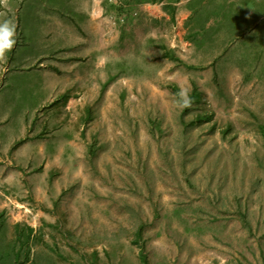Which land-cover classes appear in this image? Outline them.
<instances>
[{
  "label": "rangeland",
  "instance_id": "rangeland-1",
  "mask_svg": "<svg viewBox=\"0 0 264 264\" xmlns=\"http://www.w3.org/2000/svg\"><path fill=\"white\" fill-rule=\"evenodd\" d=\"M5 20L0 264H264V0H0Z\"/></svg>",
  "mask_w": 264,
  "mask_h": 264
},
{
  "label": "clouds",
  "instance_id": "clouds-1",
  "mask_svg": "<svg viewBox=\"0 0 264 264\" xmlns=\"http://www.w3.org/2000/svg\"><path fill=\"white\" fill-rule=\"evenodd\" d=\"M16 24L14 21L5 20L0 22V65H6L7 53L15 46ZM6 71V67L0 69ZM177 106L181 109L192 106V100L187 89H181L178 93Z\"/></svg>",
  "mask_w": 264,
  "mask_h": 264
},
{
  "label": "trees",
  "instance_id": "trees-1",
  "mask_svg": "<svg viewBox=\"0 0 264 264\" xmlns=\"http://www.w3.org/2000/svg\"><path fill=\"white\" fill-rule=\"evenodd\" d=\"M167 57V56H166ZM169 91L173 94H178V90L175 88V86H169L168 87ZM191 99H197L198 98V94L195 92V89L193 88L192 90V94L190 96ZM198 121H204V119H211V116H207L206 118L202 119L201 116H198L197 117ZM259 133L262 137V140H263V147H264V125H260L259 126ZM140 261H141V264H147V260H146V257L141 255L140 256Z\"/></svg>",
  "mask_w": 264,
  "mask_h": 264
}]
</instances>
